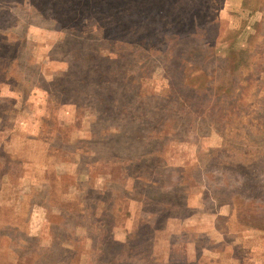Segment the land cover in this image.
Returning a JSON list of instances; mask_svg holds the SVG:
<instances>
[{
    "label": "rangeland",
    "instance_id": "rangeland-1",
    "mask_svg": "<svg viewBox=\"0 0 264 264\" xmlns=\"http://www.w3.org/2000/svg\"><path fill=\"white\" fill-rule=\"evenodd\" d=\"M0 264H264V0H0Z\"/></svg>",
    "mask_w": 264,
    "mask_h": 264
},
{
    "label": "trees",
    "instance_id": "trees-1",
    "mask_svg": "<svg viewBox=\"0 0 264 264\" xmlns=\"http://www.w3.org/2000/svg\"><path fill=\"white\" fill-rule=\"evenodd\" d=\"M232 92L230 89L227 91V93Z\"/></svg>",
    "mask_w": 264,
    "mask_h": 264
}]
</instances>
